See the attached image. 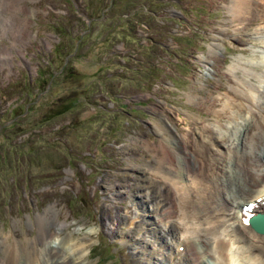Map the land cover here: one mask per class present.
Returning a JSON list of instances; mask_svg holds the SVG:
<instances>
[{"label": "rangeland", "instance_id": "rangeland-1", "mask_svg": "<svg viewBox=\"0 0 264 264\" xmlns=\"http://www.w3.org/2000/svg\"><path fill=\"white\" fill-rule=\"evenodd\" d=\"M28 7L30 43L18 42L25 55L14 48L0 63V263L8 249L31 263L39 216L52 206L58 217L49 243L57 247L69 235L85 253L68 250L75 264H148L130 231L153 211L138 185L155 193L165 186L133 170L153 160L144 140L161 139L153 122L162 119L152 106L162 101L178 110L180 131L201 129L194 117L213 124L187 92L233 90L223 71L238 57L254 62L261 53L223 33L233 31L224 0H30ZM11 41L3 35L0 48ZM212 44L223 55L217 61L209 56ZM223 120L232 138L246 128L241 115ZM216 145L223 146L217 138ZM155 196L168 202L174 193ZM144 231L135 237L155 240ZM25 240L30 253L20 251Z\"/></svg>", "mask_w": 264, "mask_h": 264}, {"label": "bare ground", "instance_id": "bare-ground-1", "mask_svg": "<svg viewBox=\"0 0 264 264\" xmlns=\"http://www.w3.org/2000/svg\"><path fill=\"white\" fill-rule=\"evenodd\" d=\"M28 1L0 0V39L3 35L12 37L11 46L0 48V63L10 61L14 48L25 55L18 48V42L22 37L24 40L19 45L24 47L30 43L33 20ZM224 1L230 21L227 24L233 31L222 28L223 33L231 35L232 40L242 46L250 45L252 51L261 56L255 57L254 62L251 58L249 61L238 59L240 57L230 62L223 74L229 76L230 88L234 89L227 87L225 95L210 92L196 96L194 91L187 92L190 102L216 119L213 124L208 118V122L203 123V119L194 117L195 123L201 121V129L188 126L180 131L183 119L178 110L162 101L152 106L153 112L162 119L160 123L153 122L154 131L161 139L159 142L144 140V146L154 152L153 160L137 165L139 169L133 170L147 172L151 180H159L165 186L155 193L144 184L138 185L141 193L146 192L141 194L144 204L151 202L153 211L149 216L146 210L145 218L136 222L130 231L148 264H264V234L243 224L245 212L242 211L245 203L264 198V0ZM254 21L257 25L252 31L248 30ZM243 36H247V41ZM216 45L209 47V56L217 61L222 54L218 53ZM209 58L206 60L211 61ZM233 99L237 102L230 105L229 101ZM240 115L246 128L232 138L230 129L229 133L224 130L223 119H237ZM213 135L222 148L217 147ZM130 167L134 168L132 164ZM170 191L174 193L173 199L155 201V195L166 196ZM259 211L264 212L261 203ZM57 217L52 206L39 216V251L31 263L27 256L22 258L20 253H9L8 249L6 260L0 264H75L68 250L77 257L85 253L74 244L70 245L69 235H62L57 247L49 243L48 227ZM141 221L144 226L139 225ZM57 226L55 232L64 228ZM161 226L166 235L173 236L170 241L162 235ZM140 228L154 235L155 240L149 242L135 237ZM87 237L79 244L83 248ZM25 242L26 245L20 241V251L30 253L27 250L31 249V243ZM180 246H184L183 251Z\"/></svg>", "mask_w": 264, "mask_h": 264}, {"label": "water", "instance_id": "water-1", "mask_svg": "<svg viewBox=\"0 0 264 264\" xmlns=\"http://www.w3.org/2000/svg\"><path fill=\"white\" fill-rule=\"evenodd\" d=\"M251 224L254 230L264 234V214H258L252 218Z\"/></svg>", "mask_w": 264, "mask_h": 264}, {"label": "snow or ice", "instance_id": "snow-or-ice-1", "mask_svg": "<svg viewBox=\"0 0 264 264\" xmlns=\"http://www.w3.org/2000/svg\"><path fill=\"white\" fill-rule=\"evenodd\" d=\"M252 207H253V205L249 204V205H247V208H246V210H250ZM244 222H245V223H248V221H247V220H245Z\"/></svg>", "mask_w": 264, "mask_h": 264}, {"label": "clouds", "instance_id": "clouds-1", "mask_svg": "<svg viewBox=\"0 0 264 264\" xmlns=\"http://www.w3.org/2000/svg\"><path fill=\"white\" fill-rule=\"evenodd\" d=\"M55 243H56V241L54 240V241H53V244H55Z\"/></svg>", "mask_w": 264, "mask_h": 264}]
</instances>
